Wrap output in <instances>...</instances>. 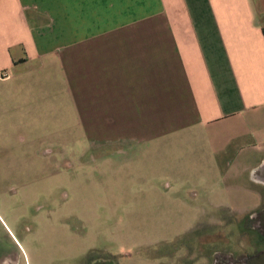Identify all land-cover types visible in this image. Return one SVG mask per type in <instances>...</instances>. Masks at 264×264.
Instances as JSON below:
<instances>
[{
    "label": "crops",
    "instance_id": "0c3cea01",
    "mask_svg": "<svg viewBox=\"0 0 264 264\" xmlns=\"http://www.w3.org/2000/svg\"><path fill=\"white\" fill-rule=\"evenodd\" d=\"M60 130L257 210L264 0H0V139L27 152Z\"/></svg>",
    "mask_w": 264,
    "mask_h": 264
},
{
    "label": "rangeland",
    "instance_id": "374dc122",
    "mask_svg": "<svg viewBox=\"0 0 264 264\" xmlns=\"http://www.w3.org/2000/svg\"><path fill=\"white\" fill-rule=\"evenodd\" d=\"M72 135L60 130L54 146L29 143L27 152L0 139V258L212 264V251L245 261L264 248L249 221L264 203L233 211L221 202L231 200L227 194L202 189L193 198L201 183L194 176L170 180L147 153L108 157ZM9 146L15 151L7 156ZM208 233L214 237L201 239Z\"/></svg>",
    "mask_w": 264,
    "mask_h": 264
},
{
    "label": "flooded vegetation",
    "instance_id": "af4514ba",
    "mask_svg": "<svg viewBox=\"0 0 264 264\" xmlns=\"http://www.w3.org/2000/svg\"><path fill=\"white\" fill-rule=\"evenodd\" d=\"M263 210H264V208L260 209L259 213H261ZM259 213L257 212L255 214L251 215L249 221L252 223V227L256 228V230L260 233V235L264 237V235L260 232V229L257 226L259 219H260L258 216ZM213 237H214L213 235L208 233V234L203 235L201 237V239L202 238L203 239H210ZM211 254L213 257V263L212 264H245V261H242V259L234 258V256L232 254H228V256H224V254L222 252H218V251H212ZM0 264H18L17 255H15L13 257L0 258ZM94 264H104V261L96 260L94 262ZM108 264H110V263H108Z\"/></svg>",
    "mask_w": 264,
    "mask_h": 264
},
{
    "label": "water",
    "instance_id": "95a60500",
    "mask_svg": "<svg viewBox=\"0 0 264 264\" xmlns=\"http://www.w3.org/2000/svg\"><path fill=\"white\" fill-rule=\"evenodd\" d=\"M251 179L254 182L264 185V160L251 173ZM259 222L257 224L260 232L264 235V210L258 214ZM245 264H264V248L259 252L245 258Z\"/></svg>",
    "mask_w": 264,
    "mask_h": 264
}]
</instances>
